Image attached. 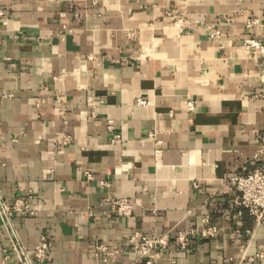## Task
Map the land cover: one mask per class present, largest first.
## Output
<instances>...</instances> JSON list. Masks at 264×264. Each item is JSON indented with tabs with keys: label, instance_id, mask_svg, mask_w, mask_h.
Listing matches in <instances>:
<instances>
[{
	"label": "crops",
	"instance_id": "obj_1",
	"mask_svg": "<svg viewBox=\"0 0 264 264\" xmlns=\"http://www.w3.org/2000/svg\"><path fill=\"white\" fill-rule=\"evenodd\" d=\"M0 11V199L29 203L10 225L0 217V264H21L14 240L31 264H264V224L229 181L264 173V0ZM121 199L131 215L111 206ZM137 232L167 244L139 259ZM98 245L120 252L107 263Z\"/></svg>",
	"mask_w": 264,
	"mask_h": 264
},
{
	"label": "built area",
	"instance_id": "obj_2",
	"mask_svg": "<svg viewBox=\"0 0 264 264\" xmlns=\"http://www.w3.org/2000/svg\"><path fill=\"white\" fill-rule=\"evenodd\" d=\"M5 15L4 11H0V17ZM248 49L261 50L263 47L255 39L249 38L245 41ZM191 107L192 103L190 104ZM231 185L237 192L236 205L240 209L247 210L252 216H254L257 224H264V173L259 171L246 172L242 171L234 173L229 179ZM111 206L120 215L129 216L132 213L133 203L129 199H121L119 201L111 202ZM29 211V203L16 202L14 204H8L0 199V217L6 223L10 225V221L15 213ZM194 231H187L179 236V242L183 248L189 245V237ZM216 231L214 227L206 228L202 231L203 237L214 236ZM168 236L159 235H145L142 233H135L129 237V242L135 248V251L139 259L144 258L150 254L151 251L156 250L161 246L167 244ZM51 247V241L46 237H43L40 243L34 249V257L38 261H43L47 255L48 250ZM14 248L18 252L19 261L21 264H31L32 260L28 256V251L22 248L17 240H14ZM98 253L102 254L105 262L114 261L117 254L120 252L119 248L109 249L105 245H98L96 247ZM259 257L264 255L259 254ZM7 257L5 258V260ZM4 260V261H5ZM6 264V261L5 263ZM146 264H152V261H147Z\"/></svg>",
	"mask_w": 264,
	"mask_h": 264
}]
</instances>
